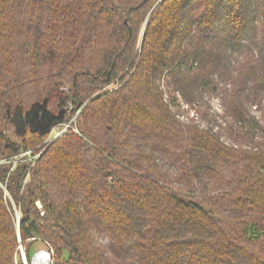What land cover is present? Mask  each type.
Returning <instances> with one entry per match:
<instances>
[{
    "label": "trees",
    "instance_id": "trees-1",
    "mask_svg": "<svg viewBox=\"0 0 264 264\" xmlns=\"http://www.w3.org/2000/svg\"><path fill=\"white\" fill-rule=\"evenodd\" d=\"M205 96L223 116L181 119ZM253 105L264 0H0V264H264ZM37 106L77 133L4 159L44 142L12 122Z\"/></svg>",
    "mask_w": 264,
    "mask_h": 264
},
{
    "label": "rangeland",
    "instance_id": "rangeland-1",
    "mask_svg": "<svg viewBox=\"0 0 264 264\" xmlns=\"http://www.w3.org/2000/svg\"><path fill=\"white\" fill-rule=\"evenodd\" d=\"M163 84V83H162ZM109 87H107L108 89ZM111 88V87H110ZM219 96V95H217ZM166 98V96H164ZM220 97V96H219ZM208 96H205V99L207 101V104H205L204 106L201 107L200 104H194L193 106H186L184 107V109L187 111V114H184L183 117L181 119H185V120H188V119H193L194 121L196 122H201L202 121V114L199 113L200 112V109H203L205 110L204 112H208L209 114H217L219 116H223L224 114V110H223V107L221 106V103H220V100L218 97L211 99H207ZM221 99V98H220ZM68 110H71V107L69 106L68 107ZM69 112V111H68ZM250 112L251 114L259 120V122L261 124L264 125V120H263V116H262V111L258 109L257 105H253L250 107ZM76 117H77V114H75L73 117H71L69 119V121L67 122H64V123H61L59 125H57L56 127H54L47 135V137L45 138L44 142L39 145L35 150H28V151H23L21 153H19L18 155H15V156H12V157H6L4 159H9L13 162H16V161H19L20 159H26V160H33V159H38L40 154H41V151L43 149V147H45L49 142L55 140L56 138H58V134H60L61 132L64 134L66 133L70 128L73 127V131L75 133H77L76 129H75V122H76ZM22 120L21 118V113L19 111H16L13 118H12V122L15 123L16 125L18 123H20ZM224 126V124H223ZM8 134L10 136H13V127L10 126V124H8ZM216 131V128L214 129ZM223 140H224V137H222ZM226 143H228V140L225 141ZM245 147V145H244ZM8 160V162H9ZM25 160V161H26ZM36 206L37 208H41V205L39 203H36ZM14 213L17 214L16 210L14 209ZM41 215L43 214L42 212L40 213ZM15 219H18L15 218ZM39 251H45L47 253L50 254V262L49 264H53V261L51 260V255H52V252L47 250L46 247L41 244V243H37L36 245H34L32 248H31V252L33 253L32 257L38 253ZM25 250L24 248L22 247V245L20 244L18 246V259L17 260H21L22 264H31V260H30V263L27 261L26 259V263H24L23 261V258H22V255H25ZM26 258V257H25ZM32 259V258H31Z\"/></svg>",
    "mask_w": 264,
    "mask_h": 264
},
{
    "label": "water",
    "instance_id": "water-1",
    "mask_svg": "<svg viewBox=\"0 0 264 264\" xmlns=\"http://www.w3.org/2000/svg\"><path fill=\"white\" fill-rule=\"evenodd\" d=\"M66 113L65 109L60 110L57 114H50L46 112L43 107H34L30 111L26 112L23 116H21L22 120L20 123L17 124L19 130H23L25 127V123L28 122L29 128L34 131L38 132L40 135L48 134L54 127L60 124L62 121L64 114ZM26 120V121H24ZM39 254H43L50 260V254L45 251H39L36 253L32 259L31 264L35 257ZM24 263H26L25 255H22Z\"/></svg>",
    "mask_w": 264,
    "mask_h": 264
},
{
    "label": "bare ground",
    "instance_id": "bare-ground-1",
    "mask_svg": "<svg viewBox=\"0 0 264 264\" xmlns=\"http://www.w3.org/2000/svg\"><path fill=\"white\" fill-rule=\"evenodd\" d=\"M50 260L43 254H39L35 257L33 264H49Z\"/></svg>",
    "mask_w": 264,
    "mask_h": 264
},
{
    "label": "flooded vegetation",
    "instance_id": "flooded-vegetation-1",
    "mask_svg": "<svg viewBox=\"0 0 264 264\" xmlns=\"http://www.w3.org/2000/svg\"><path fill=\"white\" fill-rule=\"evenodd\" d=\"M24 121H26V120H24ZM25 126H27V127L29 126L28 122L25 123Z\"/></svg>",
    "mask_w": 264,
    "mask_h": 264
},
{
    "label": "built area",
    "instance_id": "built-area-1",
    "mask_svg": "<svg viewBox=\"0 0 264 264\" xmlns=\"http://www.w3.org/2000/svg\"><path fill=\"white\" fill-rule=\"evenodd\" d=\"M63 133L61 132L60 134H58V136L62 135Z\"/></svg>",
    "mask_w": 264,
    "mask_h": 264
}]
</instances>
